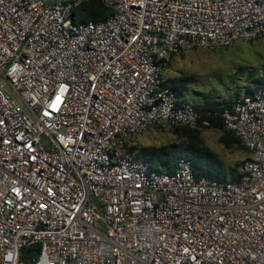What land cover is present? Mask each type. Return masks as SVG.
I'll use <instances>...</instances> for the list:
<instances>
[{
  "label": "built area",
  "instance_id": "obj_1",
  "mask_svg": "<svg viewBox=\"0 0 264 264\" xmlns=\"http://www.w3.org/2000/svg\"><path fill=\"white\" fill-rule=\"evenodd\" d=\"M0 0V264H264V86L222 114L234 181L129 149L197 123L170 58L264 40V0ZM23 252H30L23 258Z\"/></svg>",
  "mask_w": 264,
  "mask_h": 264
},
{
  "label": "rangeland",
  "instance_id": "obj_2",
  "mask_svg": "<svg viewBox=\"0 0 264 264\" xmlns=\"http://www.w3.org/2000/svg\"><path fill=\"white\" fill-rule=\"evenodd\" d=\"M49 3L66 0H45ZM107 15V12H104ZM79 15V14H78ZM166 81L179 83L181 94L194 108L202 106L205 98L223 102L230 106L235 96L253 90L264 81V40L251 43L236 42L229 48L202 50L187 48L174 55L163 70ZM170 84V82H168ZM172 86V85H171ZM195 132L196 141L209 150L224 165L226 180L238 177L241 166L249 157L245 149L225 148L220 142L222 129L215 128L207 122L187 127ZM186 139L181 131L163 126L153 128L132 140L131 146L136 157L141 153H155L164 147L183 142ZM169 161L177 164L175 153L169 149ZM151 167L163 171L165 167L155 159Z\"/></svg>",
  "mask_w": 264,
  "mask_h": 264
},
{
  "label": "trees",
  "instance_id": "obj_3",
  "mask_svg": "<svg viewBox=\"0 0 264 264\" xmlns=\"http://www.w3.org/2000/svg\"><path fill=\"white\" fill-rule=\"evenodd\" d=\"M108 10L106 7L102 5L98 0H92L84 3L80 8H77L73 11L76 20L78 22H88V21H101L104 20L107 15L104 12ZM79 14V15H78ZM173 57V56H172ZM171 57V58H172ZM170 58V59H171ZM170 82V84H168ZM166 81V84L174 88L177 92L181 93L179 83H174L171 80ZM260 84L257 87L264 86V81L260 80ZM256 87V88H257ZM252 90H248L243 95H249ZM241 96V95H240ZM240 96L234 97V102ZM233 102V104H234ZM233 104L230 106L229 104L223 102H217L212 100L211 98H205L203 104L199 108L193 109L198 117L197 124H201L202 122H207L211 126L215 128L222 129L223 135L220 138V142L223 144L225 148L236 147L237 149H245L243 145L240 143L239 139L234 136L231 131L225 129L223 124L222 114L225 110H231ZM163 126L156 127L162 128ZM173 128L175 131H181L186 139L183 142L178 144H174L170 147H164L159 149L155 153L148 154L147 152H142L141 155L143 158L151 161L155 159L161 163L162 166L165 167V170L159 172L171 174L174 172L175 163L169 161V149H172L175 153V159L178 160L180 158L190 159L193 167L194 174L196 177H206L208 179L215 180H226V170L224 165L218 160V158L213 155L209 150L202 147V145L196 141V135L193 130L188 129L189 126H168ZM131 152L135 155V150L132 146H129ZM246 150V149H245ZM248 152V150H246ZM249 153V152H248ZM136 156V155H135ZM136 158H139L138 156ZM155 170V169H154ZM241 173H239L238 177L231 178L230 181H234L240 177ZM31 256L30 252H23V258H29Z\"/></svg>",
  "mask_w": 264,
  "mask_h": 264
},
{
  "label": "crops",
  "instance_id": "obj_4",
  "mask_svg": "<svg viewBox=\"0 0 264 264\" xmlns=\"http://www.w3.org/2000/svg\"><path fill=\"white\" fill-rule=\"evenodd\" d=\"M251 92H252V91H251ZM251 92H250V93H251ZM250 93H249V94H250ZM241 96H242V95H241Z\"/></svg>",
  "mask_w": 264,
  "mask_h": 264
}]
</instances>
